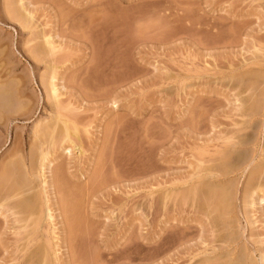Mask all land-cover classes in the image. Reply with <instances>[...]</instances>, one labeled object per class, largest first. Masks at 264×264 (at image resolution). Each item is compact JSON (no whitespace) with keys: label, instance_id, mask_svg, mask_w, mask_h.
I'll return each instance as SVG.
<instances>
[{"label":"rangeland","instance_id":"374dc122","mask_svg":"<svg viewBox=\"0 0 264 264\" xmlns=\"http://www.w3.org/2000/svg\"><path fill=\"white\" fill-rule=\"evenodd\" d=\"M0 88V264H264V0H0Z\"/></svg>","mask_w":264,"mask_h":264},{"label":"bare ground","instance_id":"6f19581e","mask_svg":"<svg viewBox=\"0 0 264 264\" xmlns=\"http://www.w3.org/2000/svg\"><path fill=\"white\" fill-rule=\"evenodd\" d=\"M9 1V0H8ZM19 1V0H18ZM20 1H22V0H20ZM29 2H31V1H29ZM11 3V2H10ZM23 7V6H22ZM15 10H16V8H15ZM23 10H24V7H23ZM32 10V9H31ZM28 11V10H27ZM30 11H28V13H26L27 15H26V17L29 15V17L28 18H30L31 17V15L32 14H30L29 13ZM33 16V15H32ZM27 22H28V20H27ZM26 23V22H25ZM29 23V22H28ZM30 24V23H29ZM27 25V24H26ZM25 25V26H26ZM43 37V42L44 43H46V45H48L49 46V54L50 55H53L54 53H55V49H56V46L53 44V42H52V40H50V35H46V34H44V36H42ZM117 60V59H116ZM110 63V62H109ZM108 63V64H109ZM113 63V62H112ZM119 63H121V62H119ZM122 66V65H121ZM47 67H50L49 68V70H50V73H49V76H48V80L46 81L47 82V88H48V92H49V96L51 97V99L53 100V102H54V104H55V106L58 108V105H59V102L57 101L58 99H57V97H58V90H57V86H56V84H55V82H54V80H55V72H57L56 71V66L55 65H51V64H48V66ZM115 67V66H114ZM113 67V68H114ZM255 77V76H254ZM9 87V86H8ZM1 89V88H0ZM3 91V90H2ZM1 91V92H2ZM13 92V91H12ZM4 94V93H3ZM2 94V95H3ZM14 94V93H13ZM8 95V94H7ZM0 96H1V93H0ZM2 98V97H1ZM0 98V99H1ZM2 100V99H1ZM3 101H4V99H3ZM11 101V100H10ZM4 103H5V101H4ZM1 104H3V102L1 103V101H0V107H3V106H1ZM6 105V104H5ZM9 105V104H8ZM9 107V106H8ZM17 107V106H16ZM5 108V107H4ZM8 109V108H7ZM6 112V111H5ZM4 113V112H3ZM56 113V112H55ZM57 114V113H56ZM55 114V115H56ZM59 115V114H58ZM54 117H56V116H54ZM51 118V117H50ZM55 120H57L58 122H59V116L58 117H56V119ZM44 121V120H43ZM57 121H54L53 123H57ZM61 122H62V124H63V126L65 127L64 129H65V131H63L64 132V135H62V138H63V136H64V141L63 142H65V140H67V142L68 141H70L69 143H71L69 146H62V149L61 150H63V151H65L66 153H71L72 152V150H73V148L77 145V146H79V144H76L75 143V140H72L71 138H70V136H69V132H68V129H67V126H66V122H67V120H60ZM69 121V120H68ZM45 122H46V120H45ZM42 123V122H41ZM44 125V124H43ZM48 125V124H47ZM54 125V124H53ZM68 125V124H67ZM253 126V125H252ZM48 127V126H47ZM51 127H54V126H51ZM38 128V127H37ZM45 128V127H44ZM49 129V128H48ZM52 129V128H51ZM52 132H53V130H52ZM51 132V133H52ZM62 132V133H63ZM42 133V132H41ZM39 134V133H38ZM45 134V133H44ZM34 135V134H33ZM41 136V135H40ZM51 136H52V134H51ZM247 136V135H246ZM54 137V136H53ZM75 138V137H74ZM246 138V137H245ZM248 138V137H247ZM62 139V140H63ZM40 140V139H39ZM51 140V139H50ZM54 140V139H53ZM62 140H61V142H62ZM60 141V140H59ZM44 142V141H43ZM46 142V141H45ZM49 142V141H48ZM53 142V141H52ZM55 143H56V141H55ZM242 143V142H241ZM245 143V142H244ZM247 143V142H246ZM47 144V143H46ZM51 144V143H50ZM61 144V143H60ZM64 144V143H63ZM237 144H239V143H237ZM53 145V144H52ZM51 145V146H52ZM62 145V144H61ZM241 145V144H240ZM48 146V145H47ZM61 147V146H60ZM53 148V147H52ZM79 148V147H78ZM41 150V149H40ZM56 150V149H55ZM239 150V149H238ZM15 151V150H14ZM14 151H13V153H14ZM232 152V151H231ZM49 152L48 151H46V152H44L43 154H42V157H41V169H42V171H44V168L46 169V168H48V172H49V176H48V180H46V176H45V174H44V172H42L40 175L41 176H43L44 178H43V193H45L46 195H45V198L43 199V203H44V206H45V209H43V212H42V214H44L43 216H42V219L43 220H45L46 218H49V219H52L54 216H53V213H52V208L50 207V204H49V201H52V199H54L55 198V195H56V193H55V190H54V182H53V180L55 179H53V173H52V170H51V167H52V164H51V162H53V161H48L47 162V164L46 163H44V161L46 160V159H48V156H49ZM243 154V153H242ZM246 154V153H245ZM15 155H16V153H15ZM17 155H18V153H17ZM244 155V154H243ZM247 155V154H246ZM241 156V155H240ZM244 157V156H243ZM242 157V158H243ZM13 159H14V157H13ZM12 159V160H13ZM23 159V158H22ZM12 160H9V162L8 163H10V164H6V165H4L3 164V167L1 168L0 167V169H2L1 170V172H0V197H2V196H5L6 197V199L5 200H10L11 198L13 199H15V197H18V196H20V195H23V194H27L28 192H30L29 193V196H31L29 199L28 198H26L25 200L26 201H28V206L26 207H24V208H27L28 210H30L29 211V214L27 213L28 212V210H27V212H25V214L27 213L28 215V217L30 218V220H31V218H32V215H35V214H33V213H36V215L35 216H38V218L37 217H35L34 219H32L31 220V222H30V220L28 219V217H24V218H26V219H24V218H21V220H29V222L28 221H23L24 222V225H23V227L22 228H26L27 229V232H26V236L27 237H25L26 239H25V244L27 243V246L29 245V243H30V245H31V240H34L33 239V236H34V233H35V228H32V229H29V227L31 228V226H32V224L34 225V227L35 226H37L38 228H39V226H38V224L41 222V219H39V218H41V217H39L40 215H37V213L41 210V205H42V203H40V200H39V193H36V192H34V193H32V188H31V185H30V180H29V178L28 179H25L26 177H24L23 179L24 180H16L15 179V181L13 182L12 181V183L13 184H8L7 183V185H6V178H5V174H6V171L8 172V169L6 170V167H10V166H12L13 165V163H14V165H15V162H13ZM16 160V159H15ZM14 160V161H15ZM19 160V159H18ZM248 160V159H247ZM11 161V162H10ZM30 161V160H29ZM19 162H21V161H19ZM16 163H17V161H16ZM22 163V162H21ZM241 163V162H240ZM244 163V162H243ZM242 163V164H243ZM19 165V164H18ZM17 166V165H16ZM15 166V167H16ZM24 166V165H23ZM241 166V165H240ZM28 167H29V165H28ZM13 168V167H12ZM17 168V167H16ZM19 168V167H18ZM25 168V167H24ZM232 168V167H231ZM11 169V168H10ZM15 169V168H14ZM239 169H241V168H239ZM17 170V169H16ZM3 171V172H2ZM13 171V170H12ZM22 171V170H21ZM26 171V170H25ZM259 171V170H258ZM226 172V171H225ZM22 173V172H21ZM26 173V172H25ZM24 172H23V174H25ZM28 173V172H27ZM26 173V174H27ZM227 173V172H226ZM225 173V174H226ZM223 174V173H222ZM7 175V174H6ZM19 175H20V173H19ZM28 175V174H27ZM10 176V175H9ZM23 176V175H22ZM216 176V175H215ZM61 177V176H60ZM8 178V177H7ZM13 179V178H12ZM22 179V178H21ZM57 179V178H56ZM59 179V178H58ZM33 180V179H32ZM201 180V179H200ZM249 180V179H248ZM55 181V180H54ZM61 181V180H60ZM204 181V180H203ZM213 182V181H212ZM247 183V182H246ZM204 184V183H203ZM208 184V183H207ZM57 185V184H56ZM61 185V184H60ZM201 185V184H200ZM249 185V184H248ZM213 186V185H212ZM64 187V186H63ZM204 187V186H203ZM248 187V186H247ZM254 187V186H253ZM57 188V187H56ZM221 188V187H220ZM250 189H251V187H250ZM259 189V188H258ZM262 189V188H261ZM49 190V191H48ZM61 190H62V188H61ZM191 190V189H190ZM198 190H200V189H198ZM217 190H219V189H217ZM254 191L256 190V189H253ZM263 190V189H262ZM57 191V190H56ZM76 191H78V190H76ZM188 191V190H187ZM253 191V192H254ZM49 192V193H48ZM79 192V191H78ZM216 192V191H215ZM224 192V191H223ZM252 192V191H251ZM251 192H249V194L251 193ZM260 192V191H259ZM50 193H51V195H50ZM62 193H64V192H62ZM75 193V192H74ZM211 193V192H210ZM255 193V192H254ZM253 193V194H254ZM34 194V195H33ZM37 194V195H36ZM66 194H67V192H66ZM187 194V193H186ZM194 194V193H193ZM262 194H263V192H262ZM28 195V194H27ZM26 195V196H27ZM62 195V194H61ZM68 195H69V193H68ZM230 195V194H229ZM251 195V194H250ZM261 195V194H260ZM189 196H191V195H189ZM249 196V195H248ZM252 196V195H251ZM53 197V198H52ZM67 197V196H66ZM70 197H71V195H70ZM69 197V198H70ZM229 197V196H228ZM259 197V202H261V201H263V197H260V196H258ZM22 198V197H21ZM68 198V197H67ZM220 198V197H219ZM255 198V197H254ZM3 199V198H2ZM28 199V200H27ZM220 200H222V199H220ZM17 201V200H16ZM20 201V200H19ZM253 201V200H252ZM1 202V201H0ZM11 202H13V201H11ZM25 202V201H24ZM73 202V201H72ZM75 202V201H74ZM61 205H62V208H61V205L59 204V202L57 201V200H55V201H53V204H55L56 206H55V209H54V211L55 210H58L59 212H61V210L65 213L64 215H66V216H68V215H70V213H69V207H68V201H67V199L66 198H63L62 200H61ZM70 203V202H69ZM257 203V202H256ZM12 204V203H11ZM16 204V203H15ZM21 204H23V203H21ZM251 204V203H250ZM18 205V204H17ZM24 205V204H23ZM22 205V206H23ZM216 205V204H215ZM69 206H70V204H69ZM19 207V206H18ZM12 208V207H11ZM23 208V207H22ZM75 208V207H74ZM16 209H17V207H16ZM14 210V209H13ZM9 211H11V210H9ZM25 211V210H24ZM14 212V211H13ZM30 212H31V214H30ZM62 213V212H61ZM61 213H59L58 215H61V217H62V215L63 214H61ZM72 213V212H71ZM14 214V213H13ZM20 214H22L21 213V211H20ZM39 214V213H38ZM30 215V216H29ZM24 216V215H23ZM60 217V218H61ZM73 217V216H72ZM72 217H69V220H71L72 219ZM68 218V217H67ZM16 220V219H15ZM20 220V221H21ZM61 220V219H60ZM72 220H74V219H72ZM70 221V223H69V228H67L66 227V229H69L70 230V232H72V231H74L73 229H74V226H73V221ZM75 220H76V218H75ZM40 221V222H39ZM17 222V221H16ZM28 222V223H27ZM61 222V221H60ZM61 224V223H60ZM40 225V227H41V223L39 224ZM75 225V224H74ZM21 226V225H20ZM19 226V227H20ZM64 226V225H63ZM62 226V227H63ZM65 226H66V223H65ZM38 228H36L37 229V231L39 230ZM76 228H77V226H76ZM25 229V230H26ZM64 229V228H63ZM78 229V228H77ZM80 230V229H79ZM63 231V230H62ZM78 231V230H77ZM28 233V234H27ZM79 234V233H78ZM43 235V234H42ZM67 235V234H66ZM72 235H74V234H72ZM38 237V236H37ZM70 237V236H69ZM44 239V238H43ZM67 239V238H66ZM48 241V240H47ZM64 241H66V240H64ZM46 242V241H45ZM33 244V243H32ZM40 245V244H39ZM25 246V245H24ZM26 247V246H25ZM40 247H41V245H40ZM24 249V248H23ZM28 249V248H27ZM30 249H31V247H30ZM40 250V249H39ZM25 251H27V250H25ZM29 251V250H28ZM40 251H42V250H40ZM43 251H44V249H43ZM39 252V251H38ZM32 253V252H31ZM48 253V252H47ZM47 253L46 252H44V254H46V256H43V258H48V259H50L49 257H47V256H49V255H47ZM30 255V254H29ZM41 256V257H42ZM242 256H244V255H242ZM32 257H34V256H32ZM238 257V256H237ZM240 257V256H239ZM38 258V257H37ZM29 259V258H28ZM30 260V259H29ZM44 260V259H43ZM237 260V259H236ZM260 260L262 261V262H264V257L263 256H261L260 257ZM36 261V260H35ZM40 261H41V259H40ZM240 261V260H239ZM42 262V261H41ZM43 262H48V260H46V261H43ZM50 262V261H49ZM230 262V261H229ZM242 262V261H241ZM253 262V261H252ZM44 263V264H45ZM231 263V262H230ZM219 264V263H218ZM245 264V263H244ZM249 264V263H248ZM255 264V263H254ZM256 264H257V262H256Z\"/></svg>","mask_w":264,"mask_h":264}]
</instances>
